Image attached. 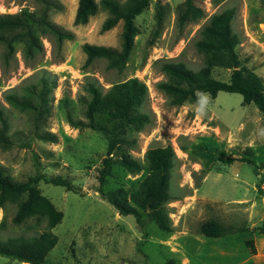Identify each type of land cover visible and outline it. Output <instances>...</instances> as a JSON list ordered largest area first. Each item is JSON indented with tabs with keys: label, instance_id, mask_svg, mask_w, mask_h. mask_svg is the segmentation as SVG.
I'll return each instance as SVG.
<instances>
[{
	"label": "rangeland",
	"instance_id": "374dc122",
	"mask_svg": "<svg viewBox=\"0 0 264 264\" xmlns=\"http://www.w3.org/2000/svg\"><path fill=\"white\" fill-rule=\"evenodd\" d=\"M48 1L46 20L73 34L72 40L58 44L53 36L39 34L42 49L28 60L22 56L21 44H15L7 58L0 44V115L4 136L13 143L0 147V165L17 182L37 174L62 176L78 190L42 181L37 184L63 214L51 230L57 243L45 264H264V234L253 231L264 224V121L260 113L254 105L242 106L241 95L225 92L214 99L198 94L193 103L171 106L169 97L157 88L167 80L161 71L163 62L179 61L193 71L203 65V55L194 46L198 31L212 14L227 9L234 11L231 27L239 38V59L264 80V0H201L197 4L204 17L182 28L176 24L182 0H151L135 19L138 34L121 72L109 69L105 60L85 66L81 50L84 43L118 49L120 22L101 32L107 13L100 9L86 24L76 25L77 0ZM41 9L37 0H0V14L27 11L38 15ZM229 76V70H212L215 79L228 81ZM41 78L49 89L40 106L41 117L35 120L31 112H19L5 102L9 89L19 95L24 94V87L39 91ZM130 78L147 87L143 112L151 123L132 134L137 143L129 154L143 168L148 148L170 144L176 156L169 184L172 200L167 204L172 233L148 221L141 230L132 216L118 215L100 199L94 189L107 143L100 134L75 125L86 122L87 82L105 90ZM45 132L56 135V141L35 137ZM237 158L252 160L255 168ZM145 175L144 169L131 175L113 166L104 190H129ZM13 214L12 205L0 209V223H5L0 240L41 233L43 224L33 220L14 226ZM209 220L247 231L208 238L199 233V227ZM246 241L252 242L254 254ZM0 264L20 263L0 256Z\"/></svg>",
	"mask_w": 264,
	"mask_h": 264
},
{
	"label": "trees",
	"instance_id": "16d2710c",
	"mask_svg": "<svg viewBox=\"0 0 264 264\" xmlns=\"http://www.w3.org/2000/svg\"><path fill=\"white\" fill-rule=\"evenodd\" d=\"M42 9L38 15L27 11L17 14H0V44L4 46L5 58L13 52L15 44L22 45V56L32 59L41 51L40 35H51L60 44L62 40H72L73 34L65 32L46 20L50 7L48 0H37ZM151 0H77L74 17L76 25H84L99 10L107 13L100 31L106 32L121 23L118 49L84 43L81 50L88 66L96 60H105L109 69L121 72L134 46L138 34L135 19L149 6ZM201 0H182L176 14L177 27L194 23L204 17V10L197 4ZM160 15V11H157ZM234 11L224 10L212 14L198 31L199 39L194 43L196 51L203 55V65L196 71L188 69L182 62H163L161 71L167 80L157 84V88L167 95L171 106L193 103L198 94H207L214 99L219 92L239 94L242 106L254 105L264 121V80L253 69L246 67L236 53L238 36L232 31L231 22ZM158 21L160 18L158 17ZM40 34V35H39ZM230 71L228 81L212 77L213 69ZM19 95L9 89L4 95L5 102L19 112H31L34 119L41 117L40 106L45 92L49 90L44 78L40 80L39 91L24 87ZM85 92L89 99L84 101L86 122H77V127L88 128L100 134L107 143V150L101 160L97 186L94 189L100 199L112 206L115 213L132 216L137 227L144 229L146 222H153L164 233H172L167 204L172 200L169 184L176 156L170 144L163 147L148 148L144 154V165L132 158L129 151L136 146L133 133H139L151 123L150 116L143 112L148 91L146 85L136 78L115 83L103 90L93 82H87ZM0 147L13 146L4 136V120L0 115ZM44 142H55L56 135L45 132L36 134ZM25 147V146H23ZM184 150V148H182ZM251 164L246 158L235 159ZM113 166H118L128 174L137 175L143 169L146 175L127 190L118 187L104 190L108 179L113 175ZM62 187L77 192L72 182L62 176L46 177L37 174L25 182L14 181L0 165V209L7 205L14 207L11 223L14 226L25 225L33 220L43 224L38 235L29 238L14 237L0 240V256L27 264H45V257L57 243L52 229L58 225L63 214L37 189L39 182ZM0 227L4 228V220ZM246 227L227 228L216 220L203 222L199 233L208 238H220L227 234L244 233ZM257 234H264V224L253 228ZM251 254L255 253L252 242L246 241ZM170 264V263H166Z\"/></svg>",
	"mask_w": 264,
	"mask_h": 264
},
{
	"label": "water",
	"instance_id": "95a60500",
	"mask_svg": "<svg viewBox=\"0 0 264 264\" xmlns=\"http://www.w3.org/2000/svg\"><path fill=\"white\" fill-rule=\"evenodd\" d=\"M22 264H27V263H22Z\"/></svg>",
	"mask_w": 264,
	"mask_h": 264
}]
</instances>
